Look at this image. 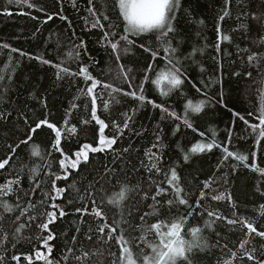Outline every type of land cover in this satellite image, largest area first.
<instances>
[{
    "label": "snow or ice",
    "instance_id": "snow-or-ice-1",
    "mask_svg": "<svg viewBox=\"0 0 264 264\" xmlns=\"http://www.w3.org/2000/svg\"><path fill=\"white\" fill-rule=\"evenodd\" d=\"M101 8L97 9L93 3V0H88L89 7L86 9L88 16L84 17L86 30L99 29L102 32V37L98 41L102 47L110 46L112 53L116 54L117 61L120 60L121 54L127 55L132 48L136 47V41L130 37H140L143 34H153L156 37L157 49L153 50L151 44L141 43L138 46L145 52L151 53V61L147 69L146 74L143 76L142 82L139 84V93L136 90L130 92H124L126 96L140 101L142 104L146 97L145 83L149 81L155 85L162 96L168 97L171 93L179 92L184 85L185 80L188 79L187 68L188 64L198 63L195 59L196 55L203 54L209 47L207 43L203 47L192 46L188 53H182L181 48L185 42L184 35L179 27L181 14L184 12L182 0H114L113 9L118 11L117 19L123 24V33H119L120 23L111 21L108 15V5L106 0H99ZM8 4L27 5L28 8L37 7L30 0H7ZM232 0H224V7L222 14L219 15L216 22L215 31L217 34L216 41L214 43V50L217 56L213 57V60L217 62L218 69L223 72V64L219 62L217 57L224 51L225 55L230 56L226 50H222L221 44L228 42L233 44V39L230 35H226L222 31L221 23L226 18L231 17L229 5ZM237 5L243 3V0H236ZM72 6L76 7L75 0H72ZM38 11H43L42 8H38ZM4 15L11 16L13 13L5 9ZM23 14V13H22ZM54 16H58L61 21H68L71 25V21L66 15L60 12L54 14H47V18L44 21L53 20ZM91 17V21H89ZM36 19V17H32ZM235 19L238 22V28L232 29V31L244 30L248 33L249 40L256 43L255 34L251 33V26L247 24L246 19H250L255 26L264 32V8L257 12H249L247 10L240 12L236 15ZM104 22H107L105 24ZM192 23V20L188 21ZM198 25H203V19L195 21ZM90 25V27H89ZM39 31V29H37ZM75 36V33H73ZM196 35L199 37L201 33L197 31ZM207 39L206 37L204 38ZM121 42L123 46L121 47ZM260 43H264V38ZM75 59H80L79 49L87 50L86 41L81 40L78 45L75 46ZM235 47L240 51L247 53L248 48L240 49L239 44H235ZM259 47V44H257ZM8 49V66L10 72H0V147L4 150V157L0 158V170H5L8 166V178L0 181V264H8V247L9 236L4 232V220L5 215H14L17 211L19 215L15 216V222H19L22 217H26V222L19 223L12 234L11 248L15 249L16 245L21 240L31 242V240H39L40 246L47 249L48 255L40 250L35 251L36 260H42L43 264H61L59 260L50 259L49 256L53 252L55 245L50 244L51 241H55L60 237H67L68 229H65L61 233L55 231V225L58 221L64 220V218L70 215L79 214L80 224L86 223L84 221L85 216H92L97 221L96 227L93 228L91 224H88L87 230L84 231V239L92 241V233L95 231L98 233L97 243H103L104 245H111L107 251V256L110 257L109 264H199L200 254L211 252L212 247L216 245H209L207 238L203 235V228L212 229L216 220H226L228 225H239L241 230L246 229L244 238L239 243V250L242 252L241 260L244 256L248 261L254 262V264H264V259L257 257L256 253L259 251L260 256L264 257V243L260 244L259 249L253 245L250 239L254 233L256 237H260L264 240V230H258L254 226L252 218L239 216L237 218L228 219L220 215L217 212L207 211V217L204 221V226L191 227L187 234L185 233V223L193 215V212L202 207L201 200L205 197V192L202 190L199 193V198L195 201V208L189 204V200L185 196H181L184 189L180 185V176L177 168L183 164H189L194 162V157L206 152L210 153L214 148H220L221 144L217 142V133L214 129L211 130L210 142H196L184 151L182 160L173 161L169 169H165L163 164V148L168 147L163 143V137L160 133L163 129L160 128L155 134V143H152L150 147H147L143 151V158L140 155V149L133 143L129 142L127 146L115 147L119 140H122L126 135L125 130H131L135 135H141L134 128L135 115L133 111L132 115L127 112L123 113L125 119L123 120V126L113 122L112 127L115 129V134L106 135V129H109V124L98 115V99H102L103 92H96L95 90L101 81L96 79L89 71V66L81 65L79 71L71 72L68 67H61V64H53L51 61L44 59L43 57H32L30 54L21 51L15 47H12L8 43H0V54L3 50ZM19 52L21 57H28L29 59H37L42 64H51L57 69L56 79L63 80L65 76L74 77L77 75L83 76L85 82L91 81V84L87 87L86 92L84 89H79L82 96L90 97V120L82 119V124H89L91 121H95V124L99 126L98 129V143L93 146L91 143H83L78 150L69 154L62 147V139H71L77 134L76 125L68 126V119L63 120L64 128L62 129L55 122H50L49 115H44L43 118H34L36 116V109L39 108L41 112L48 113V101L44 92L33 85V90L29 92V95L25 98V102L21 105L18 100L12 99V93L17 92L19 95V87L15 81V72L19 67L20 61L17 60L13 63L12 53ZM72 55L71 53L69 54ZM163 56V60L159 61L162 67L155 72V78H151L148 73L154 71L153 65L157 62L160 56ZM247 61L250 66H254L261 72L264 77V70L261 69L260 62L264 61V52H253L247 55ZM256 62L253 65V62ZM63 63V62H62ZM93 63H97L93 61ZM234 63V61H233ZM121 75L124 81L128 84L129 88H133V81L136 79L134 76H129L132 72L131 68L127 71L124 70L123 65H120ZM201 73L205 72V68L200 65ZM63 73V75H61ZM241 71H233L231 75L240 77ZM247 76H251V71L245 73ZM27 79V78H25ZM216 83L222 84V80H217ZM264 86V78L260 81ZM165 85L167 90H165ZM209 84H205L204 87H209ZM195 87V84L193 85ZM104 89H111L109 95L112 92H119L121 89L114 88L111 84H103ZM199 92L200 89L197 88ZM264 91V88L261 89ZM205 99H200L198 102L193 103L192 99H187L185 111L183 117V124L187 128L196 129L193 127L191 115L192 114H204L207 109H211L215 106L213 103V97H210L205 92ZM80 99V96L74 97V100ZM116 103L115 97H112ZM223 92H220L219 99L215 100L216 104L223 102ZM34 102V103H30ZM149 104H152L155 108H161V104H157L152 100H148ZM227 107L226 105H224ZM110 107V101L103 102L104 110H108ZM79 105L73 102L69 110H66V115L71 116V109H77ZM84 111L88 112V104L85 103ZM167 108H163L162 112H167ZM258 115L256 119L258 123L249 125L252 133L255 134V144L264 152V144L261 141L264 140V95L260 96L259 107L257 109ZM235 116H239L241 120L248 124L244 116H240L239 113H234ZM252 115V113H249ZM171 116L180 119L175 111L171 112ZM165 116L162 114L161 120L163 121ZM51 130L54 135V142L52 144L53 149L61 154L58 167L63 174L54 173L51 171V161L45 164L34 163L30 165L19 160V151L29 149L30 157L38 158L40 161L46 159V155L51 153L42 154L39 146L34 142V136L38 133V130H43L44 127ZM88 130L84 129L86 133ZM180 131V126L177 124L172 132L175 136ZM200 135L203 137L204 132ZM232 140L231 127L228 130V143ZM32 142V143H30ZM156 149V151H153ZM223 158L219 161L216 171L220 172L219 176L215 179L209 177L203 181V188L208 189L213 184L218 187L228 185L230 177L235 176L240 168L249 169L253 173L259 174V178L256 180L254 188L262 197H264V167H261L256 162V151H252L251 155L241 153L239 151H230L228 147H223ZM102 154L108 157L107 162L97 159L95 155ZM135 154V160L133 155ZM91 155V158H90ZM10 161H16L10 164ZM235 161L237 163H232ZM129 166H131V172L139 173L141 169L146 173H151L152 176L161 174L162 172L167 177L166 183L168 188L160 186L152 176H149V181L152 185H155L154 194L149 197L148 192H144L141 188V181H137L136 184H132L130 176ZM47 168L48 172L45 173L44 179H37L40 171L43 168ZM227 168L230 171H222ZM170 171V175H169ZM92 175L91 178L90 174ZM27 174L30 179L28 188L22 186L23 176ZM123 175L125 179L119 177ZM215 176V173H214ZM72 178L69 180V178ZM61 182V186L57 185V182ZM39 191V199L35 202L32 197ZM172 192V198H166L168 192ZM216 189H213L215 192ZM100 196V203L97 204L96 197ZM135 197H139L133 203ZM163 199V205L161 199ZM149 198L152 203H147ZM214 201H223L227 199L233 208L232 215L237 216V204L233 200L232 194L228 189L219 192V194L212 195ZM88 201L91 202V208L88 206ZM81 203L82 206L74 207L73 212H69L67 209ZM107 204L110 209H114V215L112 222L109 223L108 215L103 211V206ZM166 205L169 212L176 210L178 205L186 206L190 210L187 215H181L180 217H174L172 220H157L151 225L144 227L146 223L145 217L150 214H159L161 208ZM143 208H152L153 212L149 213L143 211ZM257 210L256 208L253 209ZM143 211V215L140 213ZM260 217H264V203L258 206ZM118 217V218H117ZM215 217V220L211 219ZM139 221V223H137ZM71 224L75 225L76 234H80L82 229L79 225H76L75 221H71ZM35 227L39 230L38 235L32 237L31 235H24L26 230ZM107 230V231H106ZM234 230V229H233ZM154 232L158 238V242L153 243L148 241L147 234ZM47 233V235H43ZM219 236V233H217ZM219 241H217V245ZM143 245V247H141ZM247 246V247H246ZM226 247V245L224 246ZM134 248H139V253L134 251ZM78 253V254H77ZM103 256L104 252L95 249L91 252L84 251L83 246L77 248V235H73L69 242L65 239V251L62 252L61 259L64 264H67L71 258L75 264H87L92 256ZM231 257L236 258L237 252L232 251ZM25 259L28 264H32V256L26 255ZM11 261H15L16 264H20L21 256L19 254L12 255ZM220 264V261H217ZM223 264H233L232 259L224 260Z\"/></svg>",
    "mask_w": 264,
    "mask_h": 264
},
{
    "label": "trees",
    "instance_id": "trees-1",
    "mask_svg": "<svg viewBox=\"0 0 264 264\" xmlns=\"http://www.w3.org/2000/svg\"><path fill=\"white\" fill-rule=\"evenodd\" d=\"M31 3L36 5L38 8H42L43 11H38L37 7L28 8L27 5H17L15 3L8 4L7 0H0V43H8L12 47L20 49L21 51L30 54L32 57H43L51 61L53 64H61V67H68L71 72L79 71L81 65L89 66L91 74L101 81V85L97 87L96 92H103L102 99H98V115L109 124V129H106V135L115 134V129L112 127L113 122L123 126L124 112L129 115L134 112L135 121L134 128L141 135H135L131 130H125L126 135L122 140L118 141L115 147L127 146L129 142L133 143L137 148L140 149L141 158H143V151L145 148L150 147L152 143H155V134L160 128L163 132L160 133L163 137V143L168 147L163 148V164L165 169H169L173 161L182 160L184 151L196 142H210L211 141V130L214 129L217 133V142L221 144L220 148H214L210 153L206 152L194 157V162L189 164H183L177 168L180 176V185L184 189L181 196H185L189 200V204L195 208V201L199 198L200 191L205 192V197L201 200L202 207L193 212V215L186 221L185 233L193 226H200L203 228L204 221L209 219L207 217V211L217 212L220 215L227 217L228 219L237 218L244 216L252 218L254 226L258 230H264V217H260L258 206L264 203V197L255 191L254 185L256 180L259 178V174L253 173L249 169L240 168V171L230 177L228 185L218 187L213 184L210 188H203V181L212 177L215 179L221 173L216 171L219 161L223 158V147H228L230 151H239L244 154L251 155L252 151H256V162L259 166L264 167V152L255 144V134L252 133L249 125L258 123L256 116L258 115V107L260 102V96L264 95V91H261L264 86L261 85L260 81L262 78L261 72L256 67L250 66L247 61V55L253 52H264V43H260L261 39L264 38V32H261L255 24L250 20L246 19L248 25L251 26V33L255 34L256 43L249 40L248 33L244 30L232 31V29L238 28V22L235 19L236 15L242 11L257 12L259 13L264 8V0H243V3L237 5L236 0H232L229 5L231 17L226 18L221 23L222 31L226 35H230L233 39V44L223 42L221 44L222 50H226L231 53L230 56L225 55L222 51L217 59L223 64V72L218 69L217 62L213 60L214 56H217L214 50V43L216 41L215 26L219 15L222 14L224 7V0H182L184 12L179 15L183 16L180 22V29L184 35L185 42L181 48L182 53H188L192 46L203 47L205 43L209 47L203 54H197L195 59L198 63L186 65L188 79L185 80L182 89L179 92H173L168 97H164L160 94L159 89L149 81L145 83L146 97L143 104L132 98L126 96L124 92H130L136 90L139 93V84L143 80V76L146 74L145 70L151 61V53L145 52L138 45L141 43L151 44L153 50L157 49L156 37L153 34H143L140 37H130L136 41L137 46L132 48L131 51L125 56L121 54L119 61L116 59V54L112 53L110 46L102 47L98 41L102 37V32L99 29L86 30L84 17L88 16L86 9L89 7L88 0H75L76 7L72 6V0H30ZM93 3L97 9L101 8L99 0H93ZM109 11L108 15L112 22L120 23L119 33H123V24L117 19L118 11L113 9L114 0H106ZM7 9L11 11L13 15H4V11ZM60 12L66 15L71 21L69 25L68 21H61L58 16H54L53 20L45 23L47 14H54ZM23 13V14H22ZM32 17H36L33 19ZM203 19L204 24L198 25L195 21ZM89 17V21H91ZM192 20V23L188 21ZM107 24V22H104ZM90 27V25H89ZM39 29V31H37ZM197 31L201 33L198 37ZM75 33V36L73 35ZM207 38L206 40L204 38ZM83 40L86 41L87 50L79 49L80 59H75L76 45ZM239 44L240 49L248 48L249 52H240L235 44ZM259 44V47H257ZM123 42H121V47ZM8 49L3 50L0 54V72H10L8 66ZM72 54L71 56L69 54ZM13 63L17 60L20 61L19 67L15 72V81L19 87V95L17 92L12 93V99L18 100L23 105L25 98L29 95V92L33 90V85L39 88L45 93L48 101V113L41 112L39 108L36 109V116L34 118H43L44 115H49L50 122H55L62 129L64 128L63 120L68 119L70 127L76 125L77 134L71 139H62V147L67 153L71 154L78 150L83 143H91L96 146L98 143V129L99 126L95 124V121H91L89 124H82V119L90 118V97L82 96L79 89H84L86 92L87 87L91 84V81L85 82L84 77L77 75L74 77L65 76L63 80L56 79L57 69L51 64H42L37 59H29L28 57H21L19 52L12 53ZM163 60L161 55L157 62L153 65L154 71L148 73L151 78H155V72L159 70L162 65L159 61ZM96 61L97 63H93ZM234 61V63H233ZM63 62V63H62ZM256 62H253V65ZM120 65H123L124 70L128 68L132 69L129 76H134L136 79L133 81V88H129L128 84L124 81L121 75ZM200 65L205 68V72L201 73ZM261 69L264 70V61L260 62ZM233 71H241V76L236 77L231 75ZM251 71L252 75L249 77L245 73ZM63 75V73H61ZM27 78V79H25ZM217 80H222L223 83H216ZM210 86L205 88V84ZM103 84H111L114 88L121 89L119 92H112L109 95L111 89H104ZM195 84V87L193 85ZM197 88L200 91H197ZM165 90L167 86L165 85ZM205 92L208 96L213 97L214 107L207 109L204 114H192L191 119L193 127L196 129L193 131L191 128H187L183 124V117L185 111V105L187 99H192L193 103L198 102L200 99H205ZM220 92H223V102L216 104L215 100L219 99ZM80 96V99L74 100V97ZM115 97L119 100L116 103L112 99ZM148 100H152L157 104H161V108H155L152 104L148 103ZM110 101V107L108 110H104L103 102ZM75 102L79 105L77 109H71V116L66 115V110L70 109L71 104ZM34 103V102H30ZM85 103L88 104V112L84 111ZM226 105L227 107H225ZM163 108H167V112H162ZM175 111L177 116H171V112ZM234 113H239L240 116H244L248 124H245L239 116H235ZM252 113V115H249ZM162 114L165 119L162 121ZM179 124L180 131L175 136L172 132L175 126ZM231 127L232 140L228 143V130ZM84 129L88 131L85 133ZM201 132L205 135L202 137ZM54 133L47 129L45 126L43 130H38V133L34 136V142L39 146L42 154L51 153L46 155L44 161H40L38 158H32L29 154V149L19 151V160L29 163L45 164L48 161L52 163L51 171L58 174H63L58 167L59 159L62 158L59 152H56L52 144L54 142ZM32 143V142H30ZM264 144V140L261 141ZM156 151V149H153ZM95 155L97 159L105 161L108 157L102 154H91ZM90 155V158H91ZM4 157V150L0 147V158ZM135 160V154L133 155ZM16 161H10V164ZM232 163H237L232 161ZM8 166L5 170H0V181L8 178ZM222 171H230V169L224 168ZM48 169L45 167L40 171L37 179H44L45 173ZM130 176L132 184H136L137 181H141V188L144 192L149 193V197L154 194L155 185H152L149 181L151 173L144 172L143 169L139 173L131 172V166H129ZM215 173V176H214ZM95 173L90 174V177ZM170 175V171H169ZM125 179L123 175L119 177ZM72 178L70 177L69 180ZM160 183L161 187L168 188L166 183L167 177L162 172L159 175L152 176ZM30 179L27 174L23 176L22 186L28 188ZM58 186H61V182H57ZM213 189H216L213 192ZM228 189L233 197V200L237 204V216L232 215L233 208L227 199L223 201H214L211 199L212 195L219 194L221 191ZM172 192L169 191L167 197L172 198ZM39 191L32 197L35 202L39 199ZM100 196L96 197L97 204L100 203ZM139 197H135L133 203ZM161 204L163 205V199ZM88 206L91 208V202L88 201ZM149 204L152 203L149 198ZM82 206L81 203L69 207V212L74 211V207ZM256 208L257 210H253ZM190 209L186 206L178 205L176 210L169 212L167 206L164 205L161 208L159 214H150L145 217L146 223L143 225L147 227L157 220H172L174 217H180L181 215H187ZM103 211L108 215L109 223L112 222L114 209H110L107 204L103 206ZM143 211L149 213L153 212L152 208H143ZM143 211L140 213L143 215ZM19 215L17 211L14 215H5L4 220V232L9 236V244L7 245L8 251V264H16L15 261H11V256L19 254L21 256L20 264H28L25 259L26 255L32 256V264H43L42 260H36L35 251L38 249L44 252L46 255L47 249L40 246V241L32 239L31 242L21 240L15 249L11 248V238L15 228L19 223L26 222V217H22L19 222H15V216ZM118 218V217H117ZM211 219L215 220V217ZM71 221H75L76 225H79L82 229L80 234H76L75 225L71 224ZM84 221L86 223L80 224L79 214L70 215L62 221H58L55 225V231L57 233L67 231V237H60L55 241H51L50 244H54V250L50 254V259L59 260L61 264H64L61 259L62 252L65 251V239L69 242L73 235H77V248L82 244L84 251H93L99 249L104 252L103 256H92L87 264H109L110 257L107 256V251L111 245H104L103 243H97V232L92 233V241L84 239V231L87 230L88 224H91L93 228L96 227L97 223L102 221L95 220L92 216H85ZM139 223V221H137ZM234 229V230H233ZM107 231V230H106ZM246 229L241 230L239 225L231 226L227 224L226 220H216L212 229L203 228V235L207 238L209 245H216L211 248L209 253H201L199 264H223L224 260L232 259L233 264H254L252 261H248L247 257L244 256L241 260L242 252L239 250V243L244 238ZM219 233V236L217 235ZM40 234L39 230L34 226L26 230L24 235H31L35 237ZM47 235V233H43ZM147 239L150 242H158V238L154 232L147 234ZM254 246L258 249L261 243H264L260 237H256L253 233L250 237ZM217 241L219 244L217 245ZM226 245V247H224ZM143 247V245H141ZM247 247V246H246ZM136 253H139V248H134ZM236 251L237 257L232 258L231 252ZM78 254V253H77ZM257 257L264 259L260 256V252L256 253ZM67 264H75L70 258Z\"/></svg>",
    "mask_w": 264,
    "mask_h": 264
}]
</instances>
